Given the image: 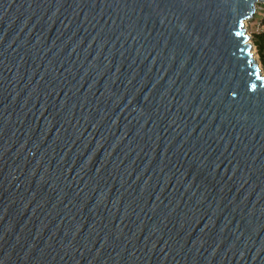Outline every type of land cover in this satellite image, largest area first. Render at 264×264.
Here are the masks:
<instances>
[{
  "label": "water",
  "instance_id": "95a60500",
  "mask_svg": "<svg viewBox=\"0 0 264 264\" xmlns=\"http://www.w3.org/2000/svg\"><path fill=\"white\" fill-rule=\"evenodd\" d=\"M262 0H0V264H264Z\"/></svg>",
  "mask_w": 264,
  "mask_h": 264
},
{
  "label": "trees",
  "instance_id": "16d2710c",
  "mask_svg": "<svg viewBox=\"0 0 264 264\" xmlns=\"http://www.w3.org/2000/svg\"><path fill=\"white\" fill-rule=\"evenodd\" d=\"M252 41L256 47L259 60L264 70V27L255 29L251 35Z\"/></svg>",
  "mask_w": 264,
  "mask_h": 264
},
{
  "label": "rangeland",
  "instance_id": "374dc122",
  "mask_svg": "<svg viewBox=\"0 0 264 264\" xmlns=\"http://www.w3.org/2000/svg\"><path fill=\"white\" fill-rule=\"evenodd\" d=\"M256 23H257L256 20L254 18H251V19H247L244 24H245L247 32L250 34V42L252 43L253 56L255 57L256 61L258 62V64L262 68V64H261V62L259 60V56H258L256 47H255V45H254V43L252 41V38H251V35H252L253 31H255V29H257V24ZM262 71L264 72L263 68H262Z\"/></svg>",
  "mask_w": 264,
  "mask_h": 264
},
{
  "label": "built area",
  "instance_id": "2783aa9c",
  "mask_svg": "<svg viewBox=\"0 0 264 264\" xmlns=\"http://www.w3.org/2000/svg\"><path fill=\"white\" fill-rule=\"evenodd\" d=\"M251 18L256 20L257 27H264V0L255 4V11Z\"/></svg>",
  "mask_w": 264,
  "mask_h": 264
}]
</instances>
